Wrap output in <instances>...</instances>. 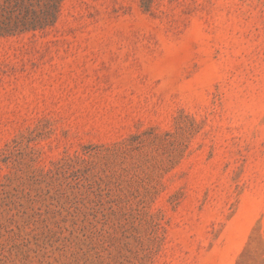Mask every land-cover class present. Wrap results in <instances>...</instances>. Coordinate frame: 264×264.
<instances>
[{"label":"rangeland","instance_id":"rangeland-1","mask_svg":"<svg viewBox=\"0 0 264 264\" xmlns=\"http://www.w3.org/2000/svg\"><path fill=\"white\" fill-rule=\"evenodd\" d=\"M22 4L0 264H264V0Z\"/></svg>","mask_w":264,"mask_h":264},{"label":"trees","instance_id":"trees-1","mask_svg":"<svg viewBox=\"0 0 264 264\" xmlns=\"http://www.w3.org/2000/svg\"><path fill=\"white\" fill-rule=\"evenodd\" d=\"M23 0H0V36L33 29L42 24V18L28 17ZM26 11V12H25Z\"/></svg>","mask_w":264,"mask_h":264}]
</instances>
